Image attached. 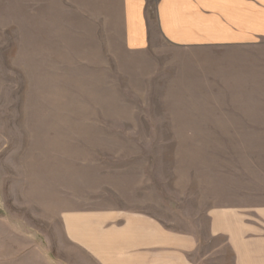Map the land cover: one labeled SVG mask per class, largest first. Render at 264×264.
Instances as JSON below:
<instances>
[{
	"label": "rangeland",
	"instance_id": "obj_1",
	"mask_svg": "<svg viewBox=\"0 0 264 264\" xmlns=\"http://www.w3.org/2000/svg\"><path fill=\"white\" fill-rule=\"evenodd\" d=\"M150 48H126L121 0H0V264L7 228L58 240L66 209L141 208L174 221L197 172L217 174L219 201L258 189L257 114L213 123L258 135L154 134L213 126L164 103L171 84L154 72L181 53L158 34Z\"/></svg>",
	"mask_w": 264,
	"mask_h": 264
},
{
	"label": "crops",
	"instance_id": "obj_2",
	"mask_svg": "<svg viewBox=\"0 0 264 264\" xmlns=\"http://www.w3.org/2000/svg\"><path fill=\"white\" fill-rule=\"evenodd\" d=\"M121 1L129 51H151L158 34L181 53L177 63L154 72L156 84H171L164 88L170 98L164 103L184 106L188 114L206 113L213 126L155 135H258L213 122L256 114L249 119L264 120V0ZM197 174L183 187L174 221L150 209H66L58 216V240L40 244L7 228L6 262L264 264V176L248 196L219 201L217 174L202 180Z\"/></svg>",
	"mask_w": 264,
	"mask_h": 264
}]
</instances>
